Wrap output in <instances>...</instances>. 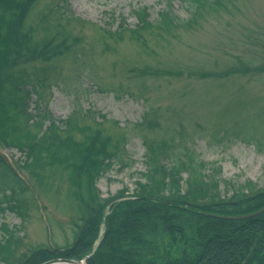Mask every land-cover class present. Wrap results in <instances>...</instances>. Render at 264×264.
I'll list each match as a JSON object with an SVG mask.
<instances>
[{
    "label": "rangeland",
    "instance_id": "1",
    "mask_svg": "<svg viewBox=\"0 0 264 264\" xmlns=\"http://www.w3.org/2000/svg\"><path fill=\"white\" fill-rule=\"evenodd\" d=\"M168 2L181 21L191 18L180 0H36L25 15L33 32L29 43L40 48L52 42L44 48L46 57L20 61L27 72L26 112L34 122L6 99L16 145L1 151L29 186L20 214L0 210V224L19 229L16 257L70 243L81 213L69 149L58 148L67 152L59 155L65 159L46 158L39 184L23 168L21 129L29 123V132L38 133L49 126L50 115L59 126L77 115L76 141L89 142L94 129L100 130L110 137L106 150L126 162L115 161L96 182L108 206L123 189L134 193L135 181L144 180L147 156L162 151L178 161L186 147L204 163L205 173L219 170L224 197L239 187L264 186V0L205 1L193 20L165 31L152 26L140 30L143 38L134 37V10L146 6L153 21ZM122 18L126 28L119 36ZM60 43L54 52L51 46ZM159 239L157 253L166 258L168 236ZM169 251L168 258L179 255L176 246Z\"/></svg>",
    "mask_w": 264,
    "mask_h": 264
},
{
    "label": "trees",
    "instance_id": "2",
    "mask_svg": "<svg viewBox=\"0 0 264 264\" xmlns=\"http://www.w3.org/2000/svg\"><path fill=\"white\" fill-rule=\"evenodd\" d=\"M35 1L0 0V210L18 214L29 186L1 149L16 145L13 142L16 125L8 114L6 99L13 100L18 114L24 112L28 121L34 122L33 115L26 112L29 90L22 77L27 72L20 61L29 55L46 57L44 48L52 42L45 40L40 48L29 43L33 32L31 26L26 27L25 15ZM180 1L190 9L191 18L185 21L174 13L170 2L153 21L146 6L134 10L137 24L131 29L133 36L143 38L140 30L152 26L157 31L176 27L193 20L203 2L219 3V0ZM125 25L122 18L115 31L119 36ZM61 44L52 45V50L60 52ZM12 66L16 67L14 71ZM10 84L12 89L6 93ZM47 118L50 127L40 128L38 133L31 134L28 130L31 125L27 123L21 129L25 141L18 147L26 161L23 168L35 185L42 180L46 158L65 159L62 156L67 152L64 150L62 155L58 148L70 150L69 164L76 173L77 186L73 193L81 210L73 224V240L62 246L28 250L19 258L14 255L20 242L18 227L1 223L0 264H41L57 258L85 259L86 264H264V211L247 218L233 217L264 207V186L253 190L239 187L224 197L218 188L219 170L205 173L204 163L186 147L178 154V161L172 162L171 155L162 151L147 156L144 180L135 181L134 193L126 195L127 190L123 189L119 199L108 206L109 201L100 198L96 182L115 161L126 164L121 156L115 157L106 150L110 137L94 129L89 142L76 141L72 130L77 115L61 120V126L57 125L60 120L51 115ZM36 124L41 126L39 121ZM32 165L36 167L29 168ZM204 196L207 199L194 200ZM206 212L219 216H208ZM161 235L168 236V251L163 255L166 258L157 253ZM171 246H176L179 255L168 258Z\"/></svg>",
    "mask_w": 264,
    "mask_h": 264
},
{
    "label": "water",
    "instance_id": "3",
    "mask_svg": "<svg viewBox=\"0 0 264 264\" xmlns=\"http://www.w3.org/2000/svg\"><path fill=\"white\" fill-rule=\"evenodd\" d=\"M264 211V207L259 209V210H256L254 212H251V213H248V214H244V215H240V216H233V217H236V218H247V217H251V216H254V215H257L261 212ZM206 215L208 216H219L218 214H214V213H210V212H206L205 213ZM41 264H86L84 260H81V261H76V260H73V259H51V260H47Z\"/></svg>",
    "mask_w": 264,
    "mask_h": 264
}]
</instances>
